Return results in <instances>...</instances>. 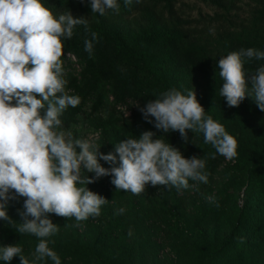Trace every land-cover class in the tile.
Here are the masks:
<instances>
[{
	"label": "trees",
	"instance_id": "trees-1",
	"mask_svg": "<svg viewBox=\"0 0 264 264\" xmlns=\"http://www.w3.org/2000/svg\"><path fill=\"white\" fill-rule=\"evenodd\" d=\"M51 1L41 0L57 18L67 13L81 18L78 12L92 15V18H84L87 31L85 25H77L70 39L62 38L63 78L67 81L65 90L70 95H78L81 103L75 108L69 106L63 112L60 117L62 126L57 130L75 124L89 98H93L91 112H96L105 104L112 109L129 102L144 105L173 88L186 95L191 91L190 82H186L181 73L193 78L196 69L208 61L205 44L188 37L179 26L182 21L174 18V0H156L153 3L150 0H140L139 3L133 0L131 5L117 0L119 11L108 9L104 15L91 11V0H58L55 6L59 11L56 12ZM160 1L164 2L162 6L174 22L167 26L158 16L157 21L151 23L153 29L148 45L137 43L121 23L126 20V15L133 12H139L146 20L155 19V7ZM204 1L221 11L218 17L226 18L225 15L239 0ZM258 2L260 5L254 9L249 25H242L238 31L222 32L223 57L241 49L264 51V0ZM92 32L98 34V40L93 41V51L89 54L85 51V39H91ZM68 53L74 55L76 61L64 64ZM75 65H78L77 71ZM67 66L71 69L65 71ZM262 66L264 59L245 58L247 75L254 74ZM106 92L110 94V100ZM197 99L204 107L205 115L212 116L237 139L235 166L244 165L248 170L244 202L240 207L235 205L234 221L229 230L220 240L213 237V230H201L206 211L213 210L211 203L215 205L204 196L201 182L191 180L195 184L187 201L176 197L179 189L171 186L169 197H165L160 205L146 210L131 192L117 190L111 182L112 176H104L85 187L104 198L122 196V200L104 204L102 217L94 222L87 220L81 231L72 228L47 238L61 264H168L167 257L159 254L162 244L155 239L157 237L162 240L172 238L171 246L176 250L177 258L172 259L171 264H264V118L258 125L248 120L246 111L255 103L251 97L238 107H229L225 98L214 96L212 92L199 94ZM41 114H44L43 109ZM136 116L101 119L96 124L101 132V153L114 152L116 144L144 128L143 119ZM190 132L188 130V136ZM194 135L196 147L191 151V157L204 159L205 171L211 176L223 156L211 144L205 143L203 133L194 132ZM71 138L80 139L76 131ZM153 138H161L177 149L183 139L178 131H162L155 133ZM100 163L106 168L112 167L103 160ZM94 177L95 174L90 176ZM24 200L19 196L9 199L5 207L12 222L0 220V235L20 246L22 255L29 250L35 251L39 243L35 235L21 234L16 230V226L23 222ZM121 208L124 212L117 214ZM158 230L162 235H158ZM0 264H20V257L16 256L10 262L0 259ZM36 264H54V261L45 258Z\"/></svg>",
	"mask_w": 264,
	"mask_h": 264
},
{
	"label": "clouds",
	"instance_id": "clouds-1",
	"mask_svg": "<svg viewBox=\"0 0 264 264\" xmlns=\"http://www.w3.org/2000/svg\"><path fill=\"white\" fill-rule=\"evenodd\" d=\"M132 2L124 0L125 5ZM108 9L118 12L117 0H91L93 13L104 15ZM77 25H85L88 30L84 18H74L71 13L57 18L41 0H0V220L12 222L5 207L9 199L25 198L23 222L16 230L39 238L31 264L45 258L61 264L49 247L47 238L59 229L48 214L74 217L78 222L100 215L108 200L82 186L95 179L110 175L117 190L134 195L141 194L149 184L187 189L189 180L208 183L204 159L185 158L170 143L154 139L152 131L121 141L114 152L103 154L89 140L72 139L70 134L66 137L64 131L57 130L62 126L63 112L81 103L78 95L65 90L61 60L62 38L70 39ZM96 40L95 32L91 39H85L89 54ZM245 58L262 60L264 51L241 49L219 59L223 80L220 95L229 107H238L251 97L264 111V66L247 75ZM140 110L149 123L153 122L149 117L154 118L158 130L178 131L185 141L188 130L203 133L205 143L227 160L237 156V139L212 116L205 115L195 91L185 95L170 89ZM101 160L112 167H104ZM82 169L95 177H82ZM207 199L215 202L214 197ZM123 212L121 208L117 214ZM16 256L20 264H30L20 246L0 247V259L5 262Z\"/></svg>",
	"mask_w": 264,
	"mask_h": 264
},
{
	"label": "rangeland",
	"instance_id": "rangeland-1",
	"mask_svg": "<svg viewBox=\"0 0 264 264\" xmlns=\"http://www.w3.org/2000/svg\"><path fill=\"white\" fill-rule=\"evenodd\" d=\"M58 0H52L51 6H55ZM86 0H79V2H85ZM153 3L156 0H150ZM163 3L160 1L155 7V19L146 20L140 16L139 12H133L126 15V20L121 23L129 29V34H132L133 40L137 43L148 45L150 40V32L152 31V22L157 21L158 16L170 26L172 20L165 9L163 8ZM260 3L258 0H239L236 2V6L229 11L226 18L218 17L221 11L209 5L204 0H174V18L180 19L182 22L179 26L184 30L188 37L197 38L200 42L204 43L208 52V61L201 67H198L195 71L193 78L185 76L181 73L186 82H190L191 91H195L196 95L207 94L212 92L214 96L220 95V90L222 88L223 80L219 76L218 61L223 57L222 55V41L224 30H239L242 25H249V21L253 17L254 9L258 7ZM59 11L58 7L55 6V12ZM78 12V10H77ZM162 12V13H161ZM81 18H92V15L87 13L78 12ZM161 14V15H160ZM151 46H148V48ZM72 58L67 57L66 63L70 62ZM64 63V64H66ZM70 67H66L65 71L70 70ZM78 67H75V71ZM108 100L111 96L108 92L105 93ZM150 101V100H149ZM147 101V103L149 102ZM93 103V98H89L83 108V111L78 115L77 122L72 124L69 128L61 129L58 131H64L66 137L76 131L80 139L89 140L97 148H101L100 145V129L97 127V123L103 119H111L115 117L131 118L136 116L143 119L144 128L134 135H130L129 138H139V136L144 131H152L154 133H160L162 130H158L154 127V118L149 117L153 122L149 123L141 112V108L145 107L139 102H129L126 105L116 106V109H112L108 104L103 105L98 111L91 112V105ZM249 105V104H248ZM256 103L246 111L247 118L250 122L258 125L260 121L264 118V111H261L256 107ZM194 132H190L188 140L185 141L181 139L179 141V150L184 155L185 158L191 157V151L194 149ZM101 152V149H100ZM188 154V156H186ZM247 167L242 165L241 167L235 166V158L232 160H227L223 157L220 165L216 171L208 176V183H202V192L206 197H214L213 202L215 205L211 211H206L205 218L201 223V230L209 231L213 230V237L220 240L221 237L229 230L232 221H234V211L235 205L242 206L245 198V192L247 188ZM94 173H88L86 170L82 169V177H90ZM243 181V182H241ZM190 187L187 189H179L176 193V197L181 199H186L192 194L193 185L191 180H189ZM85 186V185H82ZM200 187V188H201ZM200 190V189H198ZM172 189L171 186H152L147 185L145 190L139 194L134 195L137 203L142 202V205L146 207V210L152 209L156 205H160L161 201L165 197H169ZM11 195V192L10 194ZM107 199V198H106ZM109 204L118 202L122 200V196L113 197L107 199ZM217 204L219 206H217ZM104 205H102L103 207ZM188 206V205H186ZM189 209V208H188ZM187 209V211H189ZM49 215V214H48ZM53 221L54 224L58 225V231L53 234H60L64 232L71 231L72 228H78L80 231L84 228L87 220L97 221L102 217V213L99 216L89 217L84 221H77L74 217L65 218L60 216L49 215L48 218ZM194 219V218H191ZM158 235H162L161 231H157ZM159 243L162 244L159 254L160 256L167 257L168 264H171L172 259H176V250L172 248L171 241L172 238L168 237L167 240H162L161 237L155 238ZM16 245L15 242H9L6 238L0 235V247ZM34 253L33 250L25 252L24 256L32 262Z\"/></svg>",
	"mask_w": 264,
	"mask_h": 264
},
{
	"label": "built area",
	"instance_id": "built-area-1",
	"mask_svg": "<svg viewBox=\"0 0 264 264\" xmlns=\"http://www.w3.org/2000/svg\"><path fill=\"white\" fill-rule=\"evenodd\" d=\"M68 56H70V58H72V60L70 61V62H75L76 61V58H75V56L74 55H72V54H70V53H68L67 55H66V57H68ZM66 63V62H65ZM76 67H78V65H75ZM37 98H39V97H37Z\"/></svg>",
	"mask_w": 264,
	"mask_h": 264
}]
</instances>
